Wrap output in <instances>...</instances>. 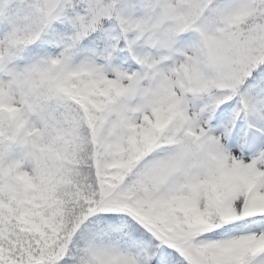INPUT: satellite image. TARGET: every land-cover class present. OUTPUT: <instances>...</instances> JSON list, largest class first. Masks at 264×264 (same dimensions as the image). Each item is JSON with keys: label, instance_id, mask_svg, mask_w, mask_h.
I'll return each mask as SVG.
<instances>
[{"label": "snow or ice", "instance_id": "snow-or-ice-1", "mask_svg": "<svg viewBox=\"0 0 264 264\" xmlns=\"http://www.w3.org/2000/svg\"><path fill=\"white\" fill-rule=\"evenodd\" d=\"M0 264H264V0H0Z\"/></svg>", "mask_w": 264, "mask_h": 264}]
</instances>
